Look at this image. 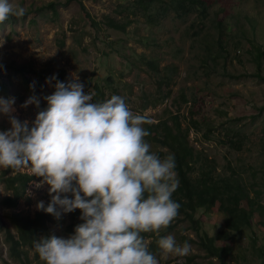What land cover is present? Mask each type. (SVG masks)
Instances as JSON below:
<instances>
[{
  "label": "rangeland",
  "instance_id": "1",
  "mask_svg": "<svg viewBox=\"0 0 264 264\" xmlns=\"http://www.w3.org/2000/svg\"><path fill=\"white\" fill-rule=\"evenodd\" d=\"M197 1L209 5L205 18L198 4L180 18L172 8L158 17L159 2L145 11L136 0H82L97 23L91 27L76 1L9 0L28 13L0 23V98L15 97L14 115L34 121L38 111L47 108L44 97L55 91V84L46 80L63 70L65 83L77 77L86 94L95 95V87L101 88L105 101L119 95L133 113L147 116L151 124L171 126L176 118L188 130L189 144L200 159L214 166L215 180H237L250 198L264 205V0ZM50 2L56 4L57 18L46 8ZM106 18L125 25V30L110 28ZM60 39H64L63 47ZM255 48L262 53L259 63L253 60ZM11 64L32 70L25 75L27 82L5 68ZM39 79L36 95L29 86L33 82L36 86ZM169 91L171 95L155 106ZM32 95L40 100V107L22 108ZM10 128L8 116L0 113V131ZM236 140L241 142L239 149L237 144L231 146ZM150 145L161 158L168 154L165 148ZM20 172L31 175L27 169ZM38 183L31 182L19 208L10 210L1 206L8 193L0 180V264H41L33 260V253L25 262L11 259L4 231L7 226L18 236L8 217L14 213L34 217L37 203L50 201L49 185L36 187ZM242 206L249 208L246 200ZM194 218L199 232L195 223L178 215L165 234L180 245L188 242L190 253L179 257L160 249L159 264H222L207 257L198 244V233L215 237L225 229L228 216L214 208L199 209ZM263 222L255 213L252 229L229 243L230 255L224 264H261ZM69 224V217L62 214L56 225L48 226L49 236L67 238ZM145 242L149 246L152 240Z\"/></svg>",
  "mask_w": 264,
  "mask_h": 264
},
{
  "label": "clouds",
  "instance_id": "2",
  "mask_svg": "<svg viewBox=\"0 0 264 264\" xmlns=\"http://www.w3.org/2000/svg\"><path fill=\"white\" fill-rule=\"evenodd\" d=\"M26 9L0 0V23L23 17ZM56 77H50L51 84ZM35 90V82L30 84ZM55 91L44 99L47 108L34 121L17 118L15 97L0 98V113L11 128L0 131V168L29 170L49 185L47 206L37 210L59 219L79 209L73 234L34 241L44 264H159L142 233L159 235L178 216L181 205L172 199L179 187L174 154L161 158L146 141L143 127L151 120L133 113L124 98L112 95L93 102L77 77L56 80ZM40 107L36 95L22 108ZM70 194V196H69ZM165 254L183 257L191 245L172 235L157 241Z\"/></svg>",
  "mask_w": 264,
  "mask_h": 264
},
{
  "label": "trees",
  "instance_id": "3",
  "mask_svg": "<svg viewBox=\"0 0 264 264\" xmlns=\"http://www.w3.org/2000/svg\"><path fill=\"white\" fill-rule=\"evenodd\" d=\"M71 1L78 2L83 18L87 20L91 27H96L97 23L94 22V19L86 11L82 4V0H66L67 3ZM136 2L138 6L143 7L145 11L149 10V6L152 3L155 4L159 2L161 4L159 6L161 13L157 14L158 17L166 15L172 8L175 12L177 11L178 16L182 18L192 12L198 4L202 9L200 14L205 18L209 7L205 1L197 0H136ZM46 8L51 10L52 17L57 18L58 14L55 3H48ZM149 18L153 20L154 16L149 15ZM106 23L110 28L121 30H125L126 28L125 25L122 26L117 24L114 20L109 18H106ZM63 40L64 39L58 40L60 47L64 45ZM255 52L253 60L259 63L262 58V53L259 48H255ZM149 66L152 67L153 64L149 63ZM5 68L11 70L15 75L20 74L22 78H24V82H27L25 75L32 73V70L25 65L17 66L16 64H11L5 66ZM33 74L36 76L39 75L37 72H33ZM55 77L56 80L61 82H64L66 79L63 70H58ZM56 80H53L52 83L55 84ZM166 84L170 85L169 82ZM30 91L33 90L30 89ZM39 91L40 79L37 81L34 93L37 95ZM170 95L171 91L162 98L157 99L154 105L156 106L157 103H162ZM103 101H105L104 91L99 87H95L93 102ZM174 120L175 122L171 126L168 125L167 122L146 124L144 128L150 135L145 139L148 143H154L165 148L168 154L171 153L175 156L176 167L174 170L178 175L179 187L173 193L172 199L181 205L178 215H183L184 218L195 223L197 232H199V227L198 223L195 222L194 216L199 209L210 211L214 208H218L220 212L228 216L225 229L218 232L215 237H210L207 233L203 235L198 233V244L206 252L207 257L216 258L220 263L224 264L226 257L230 255L229 243L234 242L239 236L243 235L246 230L252 229V218L255 213H258L264 218V205L261 204L258 199L250 198L249 193H246L244 187L237 182V180H224L222 183L215 180L213 176V171L215 170L214 166L207 164V159H200L199 153L189 144L188 130L182 129L176 118H174ZM236 144L237 149H239L241 142H237V140L231 142L232 147H235ZM158 155L161 157V154ZM196 172L198 173L197 176H195ZM0 180L4 190L8 193V197L1 202V206L10 210H16L20 206V201L23 200L28 185L33 181L40 182L42 178L12 169H4L0 172ZM244 200L248 202V209L242 206ZM27 204L30 205V203ZM47 204L45 206H47ZM66 215L69 217L70 221L66 231L69 234H73L75 227L82 223L80 220L81 212L77 209ZM8 218L15 228V232L18 233V236L14 235L7 226L4 229L6 243L10 245L9 257L15 261L25 262L28 261L29 253H33V260L44 264L35 251L34 241L42 237H50L48 226L56 225L61 217L57 219L50 214L38 210L34 217L14 213ZM172 228L173 226L163 228V230L159 232V235L153 232L141 234L145 240H152V243L149 245V251L155 257L160 253V248L157 243L158 239L165 237V234L170 232ZM259 258L261 264H264V253H261ZM5 264L11 263L6 261Z\"/></svg>",
  "mask_w": 264,
  "mask_h": 264
}]
</instances>
